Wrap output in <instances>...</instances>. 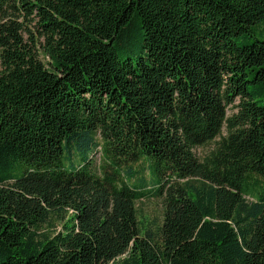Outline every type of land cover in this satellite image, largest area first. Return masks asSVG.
<instances>
[{"label": "trees", "instance_id": "1", "mask_svg": "<svg viewBox=\"0 0 264 264\" xmlns=\"http://www.w3.org/2000/svg\"><path fill=\"white\" fill-rule=\"evenodd\" d=\"M257 31L264 0H0V264H264Z\"/></svg>", "mask_w": 264, "mask_h": 264}, {"label": "rangeland", "instance_id": "2", "mask_svg": "<svg viewBox=\"0 0 264 264\" xmlns=\"http://www.w3.org/2000/svg\"><path fill=\"white\" fill-rule=\"evenodd\" d=\"M18 20L23 21V23L25 24L24 28L27 27L30 31L33 32L32 38L34 40H32L29 37L30 34L27 32V30H25V31L22 30V36H23L24 42L27 43L28 45H31V46L33 45V42H34V50L39 51V59L42 60L43 62H46L47 59L45 57H43V55L40 51L39 43H38L42 39L34 32V28H33L34 22H29L28 20H26V21L22 20V17L19 18ZM256 35L259 38L264 39V33H263V35H261L257 31ZM230 113H231V109L229 108L228 114H230ZM223 132H224V129H223ZM195 153H196V156L200 158L204 153V148L203 149L199 148V149L195 150ZM99 157H100V155L97 153L95 155L96 162L99 161ZM140 177L144 179L143 180L144 187L151 188V190H152V185L149 184V175H148L147 171H145L144 173L136 175V179H139ZM136 209H137L138 219H139V222L141 224L140 225L141 228H150V229L154 230L161 223L162 209H163L161 198L154 197L153 195H150L148 197H144L142 199H139L136 202ZM57 229H60V226H57Z\"/></svg>", "mask_w": 264, "mask_h": 264}]
</instances>
